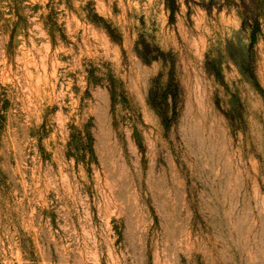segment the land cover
<instances>
[{
	"label": "rangeland",
	"instance_id": "rangeland-1",
	"mask_svg": "<svg viewBox=\"0 0 264 264\" xmlns=\"http://www.w3.org/2000/svg\"><path fill=\"white\" fill-rule=\"evenodd\" d=\"M0 264H264V0H0Z\"/></svg>",
	"mask_w": 264,
	"mask_h": 264
},
{
	"label": "trees",
	"instance_id": "trees-1",
	"mask_svg": "<svg viewBox=\"0 0 264 264\" xmlns=\"http://www.w3.org/2000/svg\"><path fill=\"white\" fill-rule=\"evenodd\" d=\"M258 27H259L258 24H256V29H258Z\"/></svg>",
	"mask_w": 264,
	"mask_h": 264
}]
</instances>
